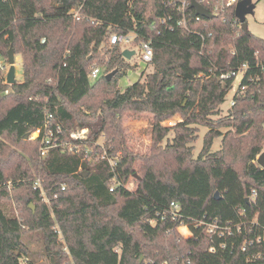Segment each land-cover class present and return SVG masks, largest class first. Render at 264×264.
I'll return each instance as SVG.
<instances>
[{
    "label": "trees",
    "instance_id": "1",
    "mask_svg": "<svg viewBox=\"0 0 264 264\" xmlns=\"http://www.w3.org/2000/svg\"><path fill=\"white\" fill-rule=\"evenodd\" d=\"M196 1L213 17L197 20L189 6L186 29L177 25L178 0H0V55L8 61L13 48L23 69L15 85L0 70V264H39L32 234L48 264H264V241H257L264 233L257 164L264 39L242 29L235 4L214 12L221 0ZM132 33L134 46L151 42L154 56L139 81L122 89L119 78L136 66L110 37ZM106 56L105 74L92 81ZM243 65L245 89L227 116L214 119L234 84L221 75ZM127 113L153 117L145 155L127 147ZM176 116L180 122L163 126ZM199 127L208 131L194 160ZM82 130L85 137L74 141L71 134ZM218 138L222 147L212 153ZM77 146L80 153L70 151ZM103 150L115 166L100 157ZM178 163L191 168L188 180L178 176ZM131 178L133 191L126 189ZM200 221L230 223L231 234L212 238ZM182 225L190 236L178 233ZM221 244L225 250L209 253Z\"/></svg>",
    "mask_w": 264,
    "mask_h": 264
},
{
    "label": "rangeland",
    "instance_id": "2",
    "mask_svg": "<svg viewBox=\"0 0 264 264\" xmlns=\"http://www.w3.org/2000/svg\"><path fill=\"white\" fill-rule=\"evenodd\" d=\"M239 1L241 0H237V2ZM252 2L254 4V10L253 12L246 15V23L248 24V29L250 30L251 33H253L255 36L259 38L264 39V0H252ZM122 49L125 50L126 48L122 47ZM132 49L135 50L137 54L130 60V63L132 65H135L139 60L138 57L140 50L134 47H132ZM108 58L109 56L104 57L103 63L98 66V68H100L104 73L107 70L106 67H107ZM15 60H16L15 62L16 80L18 82H21L23 80V69L21 65L20 56H15ZM1 61L3 62L4 65L6 64L8 66L7 71L3 72L4 76L7 77L9 70L8 61H5L2 57H1ZM101 76H103V74ZM140 76H141V70H139V68L128 70L127 75L119 78V87L122 89L127 88L128 86L138 82ZM235 87L236 85L234 86V88ZM232 96H233V91H231L230 94L227 96L225 103L218 108V113L216 116H214V119H218L228 115L231 109L230 100ZM180 121H181V117L176 116L175 118L164 122L163 126L173 127L176 123ZM169 122H172V125L169 124ZM123 128L125 132L127 147L131 152H133L134 154L145 155L151 151L153 117L150 114L127 113L123 119ZM207 131L208 129L206 127H199L198 138L190 145L192 147L194 160L197 159L202 152L203 140ZM221 132L225 134L227 132V129H221ZM169 138L170 139L173 138V132L169 133ZM221 141L222 138H218L214 141V145L211 149L212 153L217 152L221 149L222 147ZM100 142H102V140H100ZM162 145L165 146V142ZM263 152L264 150L262 151V153ZM180 168H184V169H182V172L179 173L178 176L180 177L181 180H188L186 179V175H191V173L189 174V169L191 168H189L188 166L187 167L183 166L182 163H178L175 167V170H178ZM136 175H138V173ZM132 183L135 185V181L133 178H131L127 184L130 186ZM200 186H201L200 183L193 184V188L195 189L197 188L196 194L198 196L201 195V193L198 190ZM178 233L183 237L189 236V230L188 228L185 227L179 228ZM30 243H31V247L34 250H37V254H36L37 262L39 264H48L49 262L47 258L44 256V253L41 251L40 242L37 240V236L35 234L31 235Z\"/></svg>",
    "mask_w": 264,
    "mask_h": 264
},
{
    "label": "built area",
    "instance_id": "3",
    "mask_svg": "<svg viewBox=\"0 0 264 264\" xmlns=\"http://www.w3.org/2000/svg\"><path fill=\"white\" fill-rule=\"evenodd\" d=\"M193 1V0H192ZM192 1H188V0H178V11L181 14L180 19L177 21V25L178 26H182L184 28L187 29V18H188V13H187V7H191V3ZM200 3V2H199ZM237 0H221L220 4H217L214 6L213 10L214 12H218L220 9H224L226 7H229L233 4L237 5ZM201 4V3H200ZM202 5V4H201ZM203 6V5H202ZM73 16L75 18L79 17V13L78 11H73ZM198 16V15H197ZM199 17L197 18V20H199ZM135 34H129V35H123V34H114L110 37V43L112 45H121L122 47H125L128 50H133L132 47L137 48L140 50L139 53V60L138 62L134 65L136 66V68H139V70L144 71L146 70V68L148 67V65L152 62L153 60V56H154V52H153V47L151 45V42H140L139 44L135 45L133 44V40H134ZM125 49V50H126ZM135 51V50H133ZM136 51H135V55H136ZM134 55V56H135ZM9 65V64H8ZM10 68V66H9ZM8 69V66L5 64H3V62L1 61V55H0V70L2 72H6ZM9 72V70H8ZM247 72V66L243 65L242 67H240L237 71H233L230 72L228 74H223L221 75L222 79H226V78H234V84H233V89L231 91H233V96L230 100V108H232L235 105V100H234V96L235 94L238 92L239 88L241 87L242 90L245 89V86H242V81L245 78ZM102 74H105L100 68L98 67H94L89 75L91 80H95L97 79L99 76H101ZM5 83L7 84V77L5 76ZM253 80V79H251ZM236 85V87L234 88V86ZM169 124L172 125V122H169ZM41 134L40 130H37L36 132L32 133L30 135V139L32 140H36L37 138H39ZM86 134V130H82L80 132H73L71 134V138L74 141H78V140H82L85 137ZM45 141V140H44ZM41 145L40 148V154L42 157H45L48 154L49 151V147L47 146L49 144V141L46 139V141ZM70 151L74 152V153H80L81 152V148L79 146L77 147H70ZM87 155L85 158L88 157V153H92L93 149L92 148H88L86 149ZM120 156V154L118 155V157ZM100 157L102 159L108 160L111 166H115L116 165V161L112 158V157H108L107 152H105V150H103V152L100 154ZM131 186V187H130ZM126 185V189L129 191H133L135 190V185L132 183L131 185ZM35 188H40L41 189V181L40 179L36 180L35 182ZM114 187H112L110 189V191L113 192ZM42 195H44V191L41 189ZM171 213L174 217H181V207L179 204L176 203H171ZM201 225H204L206 228L207 233L213 238L216 235L219 236H223L225 233L231 234V225L230 223H226L225 225H221L218 221H213V222H205V221H200L198 222ZM188 228V226L186 225H182L179 228ZM178 228V229H179ZM189 230V228H188ZM61 232H59L60 234ZM191 235L190 230H189V236ZM264 241V233L262 236L257 238V241ZM226 249V245L225 244H221L219 245V247H215L214 245H212L209 248V253L214 255V254H218L220 252H222L223 250ZM245 250V249H244Z\"/></svg>",
    "mask_w": 264,
    "mask_h": 264
},
{
    "label": "water",
    "instance_id": "4",
    "mask_svg": "<svg viewBox=\"0 0 264 264\" xmlns=\"http://www.w3.org/2000/svg\"><path fill=\"white\" fill-rule=\"evenodd\" d=\"M191 8L196 11V14L200 17L211 19L213 15L199 2L193 0L191 3ZM254 4L252 0H241L236 5V17L240 21L242 25V29L244 31H248V24L246 23V15L253 12ZM135 55V51L133 50H124L123 56L127 60H131ZM15 52L13 48L8 50V64L10 66L9 72L7 74V84L8 85H15L17 83L16 80V70H15ZM117 74V70L112 71L111 73L106 75V80L110 81L115 75ZM257 164L264 170V152L260 154L257 159ZM219 193L217 192L215 196L217 197ZM249 201V199H247ZM33 211H35V207H31ZM142 260V259H141Z\"/></svg>",
    "mask_w": 264,
    "mask_h": 264
}]
</instances>
